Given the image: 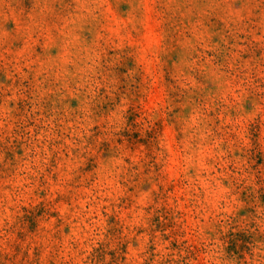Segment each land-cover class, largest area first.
Returning <instances> with one entry per match:
<instances>
[{"label":"rangeland","instance_id":"obj_1","mask_svg":"<svg viewBox=\"0 0 264 264\" xmlns=\"http://www.w3.org/2000/svg\"><path fill=\"white\" fill-rule=\"evenodd\" d=\"M0 264H264V0H0Z\"/></svg>","mask_w":264,"mask_h":264}]
</instances>
